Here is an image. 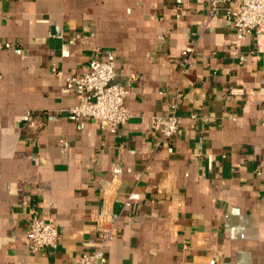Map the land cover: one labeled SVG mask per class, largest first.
<instances>
[{
    "label": "crops",
    "instance_id": "crops-1",
    "mask_svg": "<svg viewBox=\"0 0 264 264\" xmlns=\"http://www.w3.org/2000/svg\"><path fill=\"white\" fill-rule=\"evenodd\" d=\"M208 5L0 0V264H71L109 220L102 264H264V34ZM97 55L131 92L115 132L68 112L64 79ZM176 93L162 139L151 117ZM34 212L59 239L31 253Z\"/></svg>",
    "mask_w": 264,
    "mask_h": 264
},
{
    "label": "built area",
    "instance_id": "built-area-1",
    "mask_svg": "<svg viewBox=\"0 0 264 264\" xmlns=\"http://www.w3.org/2000/svg\"><path fill=\"white\" fill-rule=\"evenodd\" d=\"M208 17L221 15L234 28L245 33L264 34V0H209ZM115 63L94 56L84 73L64 79V92L75 90L78 102L68 107L69 114L75 119L92 118L98 120L103 129L115 132L119 125L125 124L131 115L127 99L131 92L115 81ZM232 94L243 93L242 88H231ZM178 94L173 97L167 114L151 117V127L158 131L162 139H170L182 122L179 115ZM31 115V112L28 113ZM137 192H131L127 204L139 199ZM117 220H109L98 231L99 241L94 250L82 252L71 264H102L105 257L104 247L118 231ZM28 250L31 253L55 247L59 230L54 218H44L36 212L31 215L27 230Z\"/></svg>",
    "mask_w": 264,
    "mask_h": 264
}]
</instances>
